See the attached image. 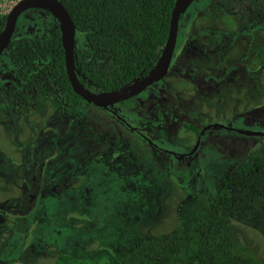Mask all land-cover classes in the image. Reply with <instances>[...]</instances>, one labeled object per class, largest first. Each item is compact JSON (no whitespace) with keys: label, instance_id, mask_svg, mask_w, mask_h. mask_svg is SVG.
<instances>
[{"label":"rangeland","instance_id":"1","mask_svg":"<svg viewBox=\"0 0 264 264\" xmlns=\"http://www.w3.org/2000/svg\"><path fill=\"white\" fill-rule=\"evenodd\" d=\"M209 3L210 0H197L188 12L190 13L192 9L201 12V9L209 6ZM35 13L37 12L27 13V16L31 15L32 20L29 17L25 18L26 14L18 18L19 35L36 36L39 28L35 25L37 16ZM38 19L43 18L38 17ZM241 24L244 26L242 21L239 23L235 19H229L221 25V23L216 24V21L208 22L203 17L196 18L194 22V25L213 28L224 26L225 31H231L233 27L238 28ZM213 40L215 37L211 38L210 42ZM83 41H81L82 45L87 48ZM214 68L219 69L216 66ZM238 72H241V67L236 65L229 69V72H225L226 77H204L206 81L199 83L196 88L197 93L195 92V101L199 104L191 101L188 106L192 103L196 104L197 111L198 107L205 108L207 105L218 110V107L210 102L212 99H222L220 96L224 93L225 95L231 93L232 87L236 85L234 81ZM212 94H216V97H212ZM167 100L169 102L164 108L144 103L142 107L134 110L135 107L132 105L129 107L127 103H121L114 109H121L122 115L133 123L140 121L143 126L140 129L152 139H159L162 147L167 151L174 154L185 153L181 144L186 142L184 139H187L188 133H183V127L186 125L195 128L197 121L190 116L188 118L178 116L177 112L180 109L178 104L181 103L179 100ZM263 100L264 98L261 97L256 101L252 100L251 106L259 105L260 103L257 102ZM244 101L238 98L239 106L233 104V108L238 109ZM160 103L163 102H156V104ZM218 104L221 105V102ZM127 110L128 113L125 112ZM218 112L221 114L220 110ZM99 114L103 118L102 123L105 127L114 128L106 114ZM246 117L255 121H264V114H252ZM232 118V115L225 117L220 125L235 131L248 129L244 125L243 117L235 120ZM260 124L262 125H252L250 130L264 134V123ZM136 137L132 136L134 140L131 142H121L115 147L113 144H108L109 146L101 144L102 149L90 147L89 144L86 148L85 146L82 148L81 159L76 156L80 154L78 152L72 159L66 154L57 155V161L55 156L50 154V150L60 142L56 138V133L52 132L42 139L38 157L40 162L44 160L45 166L41 167L39 174L43 179L48 177L49 182L53 183L54 178H49L46 165H50L51 168L55 166V162H58L62 169L66 168L67 171L59 176L60 180L67 176L70 181L77 182V186L70 191H63L58 188L51 189L46 182H42L38 188L29 192L19 188L13 194L12 186L9 184L7 185L9 190H0V198H10L11 202H14L7 205V202L4 205L0 203V216L2 210L8 209V214L16 219L14 227L6 228L0 233V264L9 261V264H21L20 262L54 264L58 257L53 254L40 257L33 255L31 259L32 253L47 248H53L54 253L63 257L64 255L80 256L87 250H105L119 259L133 239L138 237L137 233L142 225L154 229L160 221H163V230L166 228L172 230L170 224L172 214L176 218L177 228L182 232L193 224L195 213L199 209L206 208L220 195L230 174L237 167L246 165L250 154L254 152V148L233 139L225 132L207 131L200 140L195 155L189 160L179 162L170 156L164 157L154 151L151 152L149 147L140 144ZM256 147L262 151L259 154L264 155V138L256 144ZM70 151H72L71 147L68 152ZM34 160H38L37 157H34ZM37 172L38 169H27L24 172L25 186L29 183L32 187L35 186L32 181L37 176ZM35 181L39 183L37 179ZM22 198L24 204L19 206ZM0 226L5 227V225ZM174 232L176 231L169 233ZM228 232L237 243L253 248L261 256L264 255L263 239L255 231L254 223L246 214H243L239 220H232ZM16 250L21 254V260L20 262L16 260L17 263L14 260ZM17 257L18 255L15 259Z\"/></svg>","mask_w":264,"mask_h":264},{"label":"trees","instance_id":"2","mask_svg":"<svg viewBox=\"0 0 264 264\" xmlns=\"http://www.w3.org/2000/svg\"><path fill=\"white\" fill-rule=\"evenodd\" d=\"M75 29L74 67L78 81L94 93L118 91L155 67L168 38L176 0H58ZM210 15L250 16L264 24V0H210ZM181 16L179 24L183 23ZM51 34L15 35L9 57L17 66L19 86L12 92L17 114L27 115L49 102L62 118L77 119L83 100L74 93L66 72L58 23L47 12ZM0 16V34L5 28ZM48 22V23H49ZM84 41H83V40ZM83 41L87 48L82 45ZM258 202L255 231L264 243V158L236 168L220 195L195 213L181 234L140 239L119 259L96 251L60 257L55 264H264V255L237 243L228 222Z\"/></svg>","mask_w":264,"mask_h":264},{"label":"flooded vegetation","instance_id":"3","mask_svg":"<svg viewBox=\"0 0 264 264\" xmlns=\"http://www.w3.org/2000/svg\"><path fill=\"white\" fill-rule=\"evenodd\" d=\"M188 9L185 14L188 12ZM28 12H37L35 13L37 15L35 25L39 28V31L36 37H45L51 34L52 29L49 26L50 22L48 21V23L45 18L47 17L46 11L30 9L24 12L20 17L24 14L27 16ZM185 14L182 16H185ZM28 17L31 18V15L25 18ZM38 17H42L43 19H38ZM198 17H203L208 22L216 21V24L221 23V25L224 21L235 19L239 23L242 21L244 26L241 24L238 28L233 27L231 31H225L224 29H226V27L224 26H216V28H213L194 25ZM237 18L241 19V21ZM183 19V23L181 25L178 24L173 56L167 72L162 79L158 82H154L138 95L126 101L107 106L106 108L87 103L78 95L84 103L81 106V112L76 116L77 119H73L72 117L62 118L60 114L52 108L49 102H45L41 107L36 108L29 114L27 112L26 116L16 113L12 106V92L19 86V79L17 76L18 70L16 64L12 62L9 57L8 47L0 57V190L8 189L7 185L9 184L12 186L11 190L13 194L19 188L29 192L38 188L39 184L42 182H46L51 189L58 188L61 190L63 189V191H70L77 186V182L70 181L67 176L60 180L59 176L65 174L67 171L66 168L62 169V166L58 164V162H55L56 167L52 166L50 168V165H46V167H48L47 172H49V178H54L53 183L49 182L48 177L43 179L39 174L41 167L45 166L44 160L40 162L38 157V152L40 153L39 145L42 139L49 136L50 133L52 134V132L56 133V138L60 140L59 144L50 150V154L55 156L56 161L58 160L56 157L57 155L63 156L66 154L72 159L78 152H80V154L76 156L81 159L82 148L84 146L86 148L89 144L90 147H101V149V144L105 146L113 144L115 147L116 144H121V142H131V140H134L132 136H137L136 138L139 139V143L147 145L146 147H149L148 149L151 152L154 151L164 157L170 156L173 160L181 162L182 160H189L195 155L200 146V140L207 131L225 132L226 135L231 136L233 139L242 141L248 147L254 148V152L250 154L247 164H250L251 160L254 158H264V155L259 154L262 153L260 148L256 147V144L264 138V134L257 131L252 132V130H250L252 125L259 126L262 125L260 123H264V121H255L246 117L252 114H264V100L257 102L260 103L259 105L251 106L252 100L256 101L260 97L264 98V24L261 21L259 22L252 19L250 16L212 17L210 15V6L201 9V12H198L197 9H192L188 16ZM214 37L215 40L210 42V39ZM236 65L241 67V72H238L235 78L236 80L234 82L236 85L232 87L231 93L228 95L224 93L220 96L222 99H212V102H210L213 103V106L218 107L221 114L217 109L215 110L214 107L208 105L205 108L198 107V112L196 104H199V102L195 101L198 84L205 82L206 79L203 78L206 76H216L218 78L221 76L226 77L227 74H225V72H229V69L234 68ZM215 66L219 69L215 70ZM78 82L80 83V81ZM80 85L92 94H100L89 91L81 83ZM252 94L253 96H251ZM212 97H216V94ZM238 98H242L245 101L243 105L236 109L233 108L232 105L236 104L239 106L237 103ZM167 99H177L181 102L178 104V107H180L177 112L178 116H186L187 118L190 116L197 121L195 128H189L186 125L183 127V133H188L186 136L187 139H184L186 142L181 144L182 148L186 151L185 153L174 154L167 151L165 147H162L159 139H152L146 132L140 129V127H143L140 121L133 123L122 115L120 112L121 109H114L115 106H119L121 103H127L129 107L132 105V107H135L134 110L142 107L144 103H148V105H157L158 107L162 106L161 108H164L166 103L169 102ZM157 101L163 103L156 104ZM191 101L197 103H192L188 106ZM218 102H221V105H219ZM227 107H229V109H227ZM125 112L128 113L129 110ZM99 113L106 114L107 118L112 121L114 128L105 127L102 123L103 118ZM229 115L233 116V120L243 117L244 125L248 129L244 128V130L235 131L221 126L220 122L224 121L225 117ZM248 123L251 124V126H249ZM257 139H259L257 142H253V140ZM68 144L69 147H67ZM74 144L76 146H74ZM70 147L72 151L68 152ZM89 152L93 154V151L90 149ZM34 157H37L38 160H34ZM27 169H38L37 176L32 181L35 185L34 187L31 186V183L27 186L24 184V172ZM35 179H37L39 183H37ZM0 203H3V205L6 203L7 205L9 203L13 204L14 202H11L10 198H0ZM23 204L24 200L22 198L19 206ZM257 205L258 202H253L252 205L243 208L238 215L229 220L228 226L232 220H239L243 214L249 216L254 223ZM8 213V209L2 210L1 212L0 225H5V227L0 226L2 228L0 229V233L4 229H11L15 225L16 219L14 220ZM1 218L6 219L3 220ZM170 221H168L172 226V230L170 231L168 228L163 230V221H160L154 229L150 226L142 225L140 228L144 230L141 231L139 228L137 233L138 237L133 239L127 250H131L130 247L132 246L136 248V244L140 243L142 237L144 239L158 238L171 235L169 233L171 231H176L173 234H181V230L177 228L178 224L173 214ZM83 252V254H86L96 251L87 250ZM45 254L56 255L58 259L63 257V255L54 253L53 248H47L41 252L32 253L31 259L33 255L40 257ZM16 255H18L17 259H15ZM16 255L14 260L20 262L21 254H19L17 250ZM11 260H13V258ZM18 261H16V263ZM9 262L2 264H9ZM20 263L23 264L22 262Z\"/></svg>","mask_w":264,"mask_h":264},{"label":"water","instance_id":"4","mask_svg":"<svg viewBox=\"0 0 264 264\" xmlns=\"http://www.w3.org/2000/svg\"><path fill=\"white\" fill-rule=\"evenodd\" d=\"M195 1L196 0H176L171 13L168 38L155 67L145 78H142L118 91L92 94L86 91L78 82L75 75L73 61L75 29L68 13L58 0H21L18 2L5 18V28L0 34V57L10 45L18 18L30 9L46 11L50 13L58 23L61 44L64 50L66 72L73 91L87 103H91L97 107L106 108L107 106L126 101L138 95L151 84L158 82L165 76L176 44L179 19Z\"/></svg>","mask_w":264,"mask_h":264},{"label":"built area","instance_id":"5","mask_svg":"<svg viewBox=\"0 0 264 264\" xmlns=\"http://www.w3.org/2000/svg\"><path fill=\"white\" fill-rule=\"evenodd\" d=\"M21 0H0V16H7Z\"/></svg>","mask_w":264,"mask_h":264}]
</instances>
